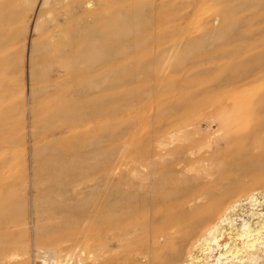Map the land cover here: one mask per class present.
Returning <instances> with one entry per match:
<instances>
[{
    "label": "rangeland",
    "instance_id": "1",
    "mask_svg": "<svg viewBox=\"0 0 264 264\" xmlns=\"http://www.w3.org/2000/svg\"><path fill=\"white\" fill-rule=\"evenodd\" d=\"M257 83L264 102V0H0V264H264ZM203 170L244 198L221 231L261 226L254 255L177 224Z\"/></svg>",
    "mask_w": 264,
    "mask_h": 264
},
{
    "label": "bare ground",
    "instance_id": "2",
    "mask_svg": "<svg viewBox=\"0 0 264 264\" xmlns=\"http://www.w3.org/2000/svg\"><path fill=\"white\" fill-rule=\"evenodd\" d=\"M262 94H263V86L261 83H257L255 86L252 84L248 85L247 95H246L248 110L245 118L246 120H244L243 122L245 125V129L248 132V143L246 146V151H248L250 154L252 167H254L255 170L264 169V102L261 101ZM256 102H258L259 104V107L257 109L254 108V104ZM240 121L242 120L236 118L235 127H234L235 131L238 129H242L243 125L240 127L236 125V123ZM240 148L234 145L232 142H229L227 143L226 146H224L221 149V151L223 155H233L236 154L237 152H240L239 151ZM207 168L208 167H206V169ZM196 170H199V168L197 167ZM212 175L213 172L203 170L202 175L198 177L195 182L191 181L192 183L200 187L202 191L200 190L197 192L196 190L193 189L192 190L187 189L184 190L182 193H180V190L178 188L177 191L180 194H177L178 196H176L174 199L175 207H180L186 204L185 207L186 212L182 214L184 215V218L181 219V221L178 222L177 224L179 226L184 225L192 229L191 238L193 239V243H195V241H200V247L197 245L196 246L199 247V249H201L199 251H202V253L204 254H207V252L212 251L209 250L210 248L208 245L210 239H212L213 242L217 240L216 239L217 236L225 234L227 236L224 235L223 237H227L228 238L227 240L231 239V241L227 246H226L227 241H223L221 246L222 249L224 247L227 248H225L224 252L221 253L218 252L219 257L221 256L220 254H223L225 252H230L228 255L234 258L242 257L245 255V253L254 255L259 245L257 244L259 239L258 233L261 226L260 227L255 226L254 229H248V228L246 229L245 227H243L242 229L238 228V230L236 229L237 231L233 230V232L235 231L234 233L232 231H227V232H224V230L221 231L223 225H230L229 227H231L232 224H235L234 220L236 218H234L233 215L239 214L237 212L239 209L237 204L240 200L244 198L240 197V194L232 193L225 195V193H223L222 195L221 194L219 195V194H214V192H211V190H213L215 187V185L212 183L215 180H217L216 177L212 179L211 177ZM203 177L208 178V180L201 181V178L203 179ZM255 182L258 184L254 187L255 189L253 190L254 192H251L252 194L249 193L248 196L245 195L246 196L245 198L249 199V203L252 206L256 205L254 210H250L251 212L249 213V216H253V215L260 216L261 219L257 220L256 223L261 225V223L262 224L264 223V212L260 211V210L263 211L264 209V199L263 200L259 199L261 198V195L260 197H258V195L260 191H264V190H259L261 188L262 189L264 188V176L259 178ZM185 185L189 187L192 184L189 183ZM177 213L179 217V215H181L180 211L177 210ZM245 223H247V221L242 219L241 224H245ZM223 228H225V226ZM253 230L254 231L256 230V232L252 234ZM131 232L133 231H130V233ZM250 235L251 236L253 235V237L250 238L251 237ZM203 256H202L203 259L201 258V261L207 264V257L205 256L203 257ZM193 257L194 256L191 255L190 260ZM212 258H214V254Z\"/></svg>",
    "mask_w": 264,
    "mask_h": 264
}]
</instances>
